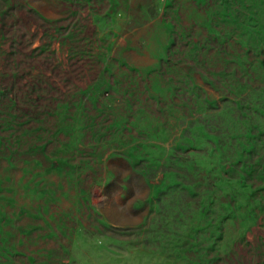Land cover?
Returning a JSON list of instances; mask_svg holds the SVG:
<instances>
[{"label": "rangeland", "instance_id": "obj_1", "mask_svg": "<svg viewBox=\"0 0 264 264\" xmlns=\"http://www.w3.org/2000/svg\"><path fill=\"white\" fill-rule=\"evenodd\" d=\"M0 264H264V0H0Z\"/></svg>", "mask_w": 264, "mask_h": 264}]
</instances>
